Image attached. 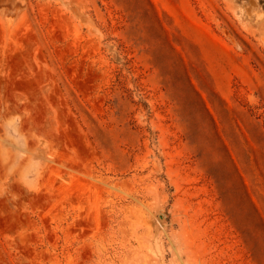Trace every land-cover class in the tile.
Segmentation results:
<instances>
[{
	"label": "rangeland",
	"instance_id": "obj_1",
	"mask_svg": "<svg viewBox=\"0 0 264 264\" xmlns=\"http://www.w3.org/2000/svg\"><path fill=\"white\" fill-rule=\"evenodd\" d=\"M0 264H264V0H0Z\"/></svg>",
	"mask_w": 264,
	"mask_h": 264
}]
</instances>
